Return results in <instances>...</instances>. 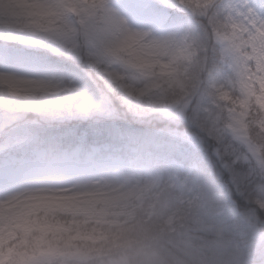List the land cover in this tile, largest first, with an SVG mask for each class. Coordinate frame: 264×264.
I'll list each match as a JSON object with an SVG mask.
<instances>
[{"label":"snow or ice","instance_id":"6c2138e0","mask_svg":"<svg viewBox=\"0 0 264 264\" xmlns=\"http://www.w3.org/2000/svg\"><path fill=\"white\" fill-rule=\"evenodd\" d=\"M175 9L190 13L187 26ZM71 17H78L90 31L108 37L105 51L119 68H104L103 74L130 106L159 109L176 120H192V128L167 129L153 134V140L163 136L173 147L198 148L201 138L197 129H207L211 134L217 121L224 118L227 129L247 147L244 162L254 161L255 168L243 173L234 166L239 158L225 160L224 173L216 179L224 183L231 176L233 203L241 223L264 240L258 215L264 210V183H249L251 174L264 173V145L251 135L253 128L264 132V10L258 13L249 0H0V97L23 99L26 110L54 116L73 114V109L81 116L94 110L112 112L110 100L94 97L80 84L65 85L62 78L54 82L38 77L37 73L54 69L43 58L22 53L9 43L63 48ZM216 46L219 54L210 67L208 58L201 57L200 52L210 47L215 50ZM201 89L206 90L212 108L218 112L209 108L201 118L194 110L189 116L188 103L182 104L181 99ZM36 139L31 129L20 135L9 133L0 152L11 154L17 146ZM83 151L81 145L69 149L62 146L60 138H52L23 171L0 170V188L4 190L0 195V264H54L60 256L88 264L92 250L111 253L125 248L130 234L151 238L185 219L193 207H204L209 201L207 185L194 179L203 173L202 163L185 168L174 162L172 187L194 195L186 201L182 197L174 201L170 205L174 210L163 224L149 227L139 223L98 232L28 220L21 201L63 206L97 224H118L107 220L116 207L121 208L118 215L135 216V202L152 185L133 186L127 182L126 166L113 171L106 164L87 163ZM96 172H103L102 183L91 178ZM14 207L18 211L13 212ZM198 222L202 231L223 226L231 234L236 227L232 215L219 203ZM34 230L41 235L27 238ZM18 232L26 238L13 243ZM49 232L60 234L63 244L49 240ZM79 240L88 241V246L81 247L76 243ZM212 246L223 249L225 243L217 240Z\"/></svg>","mask_w":264,"mask_h":264},{"label":"clouds","instance_id":"9594fccd","mask_svg":"<svg viewBox=\"0 0 264 264\" xmlns=\"http://www.w3.org/2000/svg\"><path fill=\"white\" fill-rule=\"evenodd\" d=\"M115 2V0H110ZM92 23H96L93 21ZM64 47L43 46L35 51L54 69L51 72L37 73L38 77L52 79L54 82L63 79L65 85L80 84L89 94L101 100H110L112 112L105 113L94 110L87 116L65 114L54 116L48 112L28 111L24 105L26 101L19 98H11L7 95L0 97V145L7 141L9 133L20 135L25 129H31L37 134V139L31 143L17 146L12 150L13 155L35 158V155L49 146L52 138H60L63 147L71 146L67 132L71 128H63L71 125L73 120L77 123L88 122L92 125L109 124L120 131L117 138L119 146L130 153V161L126 165L127 182L133 186L145 187L152 185L143 193L142 199L135 202L134 217L118 215L121 208L110 210L107 217L109 221H117L118 224H97L83 216L76 215L73 211L63 206H45L34 200L21 201L26 210L27 219L35 224H58L67 228L96 229L107 232L115 230L118 226L132 227L143 223L146 226L163 224L173 212L170 206L178 198L188 200L193 193L187 189L183 193L172 187V177L175 174L174 162L182 164L185 168L192 163L200 162L203 165V173L194 177L201 184L208 187L209 201L204 207H193L182 221H176L168 226L162 233H155L151 238H137L130 234L127 247L100 252L92 250L88 264H264V240L257 236L241 223L239 213L233 203L235 200V188L231 185V176L224 183H220L216 177L223 175V163L225 160L232 162L239 158L235 164L237 171L248 173L255 168L254 161L245 163L243 156L247 155V147L242 144L233 133L227 129L222 117L216 123V131L211 134L207 129H197L201 138V145L193 148L189 145L173 147L167 137L151 138L128 136L129 129L149 131L154 134L167 129L192 128L191 119L176 120L159 109L145 107L137 109L133 104L122 99L116 86L111 84L104 68L116 70L119 65L114 63L106 53L108 37L102 32L90 31L80 23L78 17H71L68 21V31L63 38ZM219 48H209L201 51V57H207L210 67L213 58L218 56ZM115 89V90H114ZM188 103V114L199 112L201 118L207 115V109L212 108L206 90L191 91L190 95L181 99V103ZM214 113L218 110L212 108ZM253 140L264 145V132L252 129ZM5 153L0 152V155ZM122 181L125 177H119ZM105 176L94 179L102 183ZM155 181V183H153ZM249 183H264V173L256 171L251 174ZM219 203L232 215V223L236 225L231 234L224 231L223 226H218L215 231H202L198 221L207 217L210 209ZM18 211L15 207L13 212ZM259 228L264 232V210L259 213ZM38 230H34L29 237L40 236ZM63 235H68L64 233ZM60 234H47V238L54 244H63L59 239ZM23 233L18 232L13 237V243L25 239ZM222 240L225 243L223 249H216L212 242ZM231 242V243H230ZM81 247H87L88 241H76ZM98 247V246H97ZM54 264H79L75 258L65 256L58 257Z\"/></svg>","mask_w":264,"mask_h":264},{"label":"rangeland","instance_id":"374dc122","mask_svg":"<svg viewBox=\"0 0 264 264\" xmlns=\"http://www.w3.org/2000/svg\"><path fill=\"white\" fill-rule=\"evenodd\" d=\"M145 2H148V0H145ZM251 5L257 9V12H261L264 10V0H249ZM179 17L185 18V26H187L188 20L191 18L190 13H187L186 11H182L181 14H176ZM20 52L22 53H28L31 56L35 58H39L35 53L30 52L29 50L25 49L24 47H16ZM136 130V129H132ZM97 132H100L101 130H96ZM117 136L115 143H109V142H94L87 144L86 140V131H81L80 135L76 138L75 144L65 147V148H75L78 145H81L83 147V156L82 158L90 164L93 165H108L110 168L115 171L116 169L128 165L130 161V153L123 147L119 146L117 142V138L120 135V131L117 130ZM154 133H152L153 136ZM130 136V134H128ZM97 150L89 159L88 154L93 153V150ZM31 158L26 156H16L13 154H3L0 155V170H18L23 171L27 162ZM103 175V172H96L91 178L96 179ZM4 194V190L0 188V195Z\"/></svg>","mask_w":264,"mask_h":264},{"label":"trees","instance_id":"16d2710c","mask_svg":"<svg viewBox=\"0 0 264 264\" xmlns=\"http://www.w3.org/2000/svg\"><path fill=\"white\" fill-rule=\"evenodd\" d=\"M9 43L14 44V45H24V44L19 43L18 41H11ZM63 128L65 129L72 128L73 130H77V132H67L66 133L68 140L71 141V144L75 143L76 135L77 133L80 132V129L82 128L89 131L87 142L89 141L96 142V141L104 140V139H107L111 142L115 141L114 134H116V129L109 124L92 125L88 122L77 123L74 119L71 125H65L63 126ZM95 128L96 129L100 128L102 130V133L101 134L93 133L92 130ZM128 134H130V137H142L144 139H148L152 137V132L143 131L139 129H136L135 131L132 129H129Z\"/></svg>","mask_w":264,"mask_h":264}]
</instances>
